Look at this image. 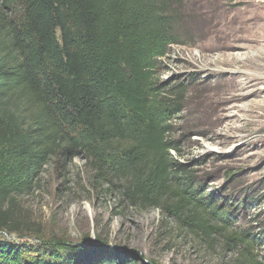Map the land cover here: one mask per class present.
Returning a JSON list of instances; mask_svg holds the SVG:
<instances>
[{"label": "trees", "instance_id": "obj_1", "mask_svg": "<svg viewBox=\"0 0 264 264\" xmlns=\"http://www.w3.org/2000/svg\"><path fill=\"white\" fill-rule=\"evenodd\" d=\"M182 4L0 0V231H18L10 206L45 166L53 161L64 170L74 158L86 163L92 187L134 208L158 209L187 233L230 223L215 194L205 195L202 181L170 154L186 89L162 82L159 70L170 47L190 38ZM0 264L148 263L97 239L38 250L0 240Z\"/></svg>", "mask_w": 264, "mask_h": 264}, {"label": "rangeland", "instance_id": "obj_2", "mask_svg": "<svg viewBox=\"0 0 264 264\" xmlns=\"http://www.w3.org/2000/svg\"><path fill=\"white\" fill-rule=\"evenodd\" d=\"M182 28L189 40L170 47L159 70L162 82L186 89L170 154L202 181L205 195L215 194L230 223L187 233L158 209L92 187L86 163L74 158L64 170L52 161L14 197L18 231H0V240L38 250L100 239L148 264H264V0H183Z\"/></svg>", "mask_w": 264, "mask_h": 264}, {"label": "water", "instance_id": "obj_3", "mask_svg": "<svg viewBox=\"0 0 264 264\" xmlns=\"http://www.w3.org/2000/svg\"><path fill=\"white\" fill-rule=\"evenodd\" d=\"M78 244L94 245V244H95V241H94V242H90V241H88V240H85L84 242H83V241H81V242H80V243H78Z\"/></svg>", "mask_w": 264, "mask_h": 264}]
</instances>
